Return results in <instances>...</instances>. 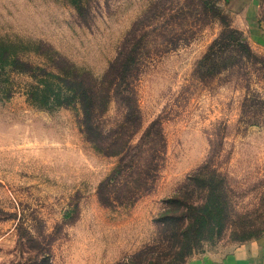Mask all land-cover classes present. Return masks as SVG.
I'll return each mask as SVG.
<instances>
[{
  "label": "rangeland",
  "instance_id": "1",
  "mask_svg": "<svg viewBox=\"0 0 264 264\" xmlns=\"http://www.w3.org/2000/svg\"><path fill=\"white\" fill-rule=\"evenodd\" d=\"M129 36L131 103L98 110L113 133L136 111L122 158L85 137L77 81ZM0 61V264H161L167 202L203 166L228 216L184 264L264 238V0H0Z\"/></svg>",
  "mask_w": 264,
  "mask_h": 264
},
{
  "label": "trees",
  "instance_id": "2",
  "mask_svg": "<svg viewBox=\"0 0 264 264\" xmlns=\"http://www.w3.org/2000/svg\"><path fill=\"white\" fill-rule=\"evenodd\" d=\"M231 33L236 34L232 31ZM238 44L249 52L243 42L240 41ZM138 48H134L129 36L118 58L101 79H96L85 72L78 77L77 96L83 113L82 126L85 137L97 150L105 152L110 149L111 152L107 153V156L122 158L129 156L128 142L122 144L121 136L117 135H125L132 126L134 128L136 126V130L140 128L136 124L140 119L133 120L136 111L131 104L126 105L128 118L125 117L116 133L105 132L99 121L101 119L98 111L101 108L105 111L113 96H121L123 101L131 103L128 97L131 93L128 80L132 77L133 66H137L140 60L133 57V52ZM6 59L10 60L9 54L4 60ZM207 60L210 62L212 58H206L204 61ZM3 64L4 62L0 61V66ZM66 84L70 87L71 83ZM228 200L223 189V180L216 171L203 166L189 176L181 190L174 198L168 200L169 211L162 216L161 225L165 228L163 234L171 242V252L168 259L161 264H184L193 254L195 247L211 239L215 234V228L221 227L228 216ZM151 261L149 264H152Z\"/></svg>",
  "mask_w": 264,
  "mask_h": 264
},
{
  "label": "crops",
  "instance_id": "3",
  "mask_svg": "<svg viewBox=\"0 0 264 264\" xmlns=\"http://www.w3.org/2000/svg\"><path fill=\"white\" fill-rule=\"evenodd\" d=\"M212 264H264V238L242 245Z\"/></svg>",
  "mask_w": 264,
  "mask_h": 264
}]
</instances>
